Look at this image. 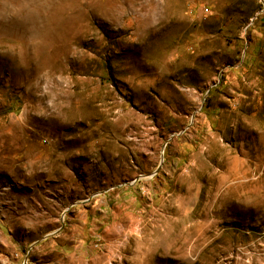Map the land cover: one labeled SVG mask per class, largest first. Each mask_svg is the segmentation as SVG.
Here are the masks:
<instances>
[{"label": "rangeland", "instance_id": "rangeland-1", "mask_svg": "<svg viewBox=\"0 0 264 264\" xmlns=\"http://www.w3.org/2000/svg\"><path fill=\"white\" fill-rule=\"evenodd\" d=\"M0 264H264V0H0Z\"/></svg>", "mask_w": 264, "mask_h": 264}, {"label": "water", "instance_id": "water-1", "mask_svg": "<svg viewBox=\"0 0 264 264\" xmlns=\"http://www.w3.org/2000/svg\"><path fill=\"white\" fill-rule=\"evenodd\" d=\"M185 130V129H184ZM184 130H182L181 132L179 133H176V134H172L171 138H173V136H176V135H179L180 133H182ZM166 146V144L164 145V147ZM163 151H164V148H163Z\"/></svg>", "mask_w": 264, "mask_h": 264}]
</instances>
